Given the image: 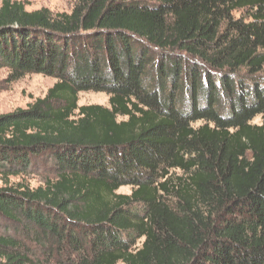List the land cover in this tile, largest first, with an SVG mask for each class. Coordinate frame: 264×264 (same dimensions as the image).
<instances>
[{
    "label": "trees",
    "instance_id": "obj_1",
    "mask_svg": "<svg viewBox=\"0 0 264 264\" xmlns=\"http://www.w3.org/2000/svg\"><path fill=\"white\" fill-rule=\"evenodd\" d=\"M0 67L56 79L0 115V264H264V0H2Z\"/></svg>",
    "mask_w": 264,
    "mask_h": 264
},
{
    "label": "rangeland",
    "instance_id": "obj_2",
    "mask_svg": "<svg viewBox=\"0 0 264 264\" xmlns=\"http://www.w3.org/2000/svg\"><path fill=\"white\" fill-rule=\"evenodd\" d=\"M2 1V0H0ZM25 4L27 11H36L48 9L53 13H70L74 0H12ZM237 15V14H236ZM56 83L53 77L41 74H27L21 79L10 82L8 81V70L0 67V115L10 113L16 109H26L36 99H42L48 90ZM99 105L109 107V95L98 92H81L78 94V106ZM121 120L120 118L118 119ZM253 124H260V117L252 121ZM199 125V124H197ZM48 176L47 173L37 172L26 177L25 182L31 187H37ZM17 181V179H12ZM1 187V183H0ZM132 187L123 186L119 188L117 194L129 195ZM6 228L0 221V234H3ZM12 233V229L8 230ZM8 233V232H7Z\"/></svg>",
    "mask_w": 264,
    "mask_h": 264
}]
</instances>
